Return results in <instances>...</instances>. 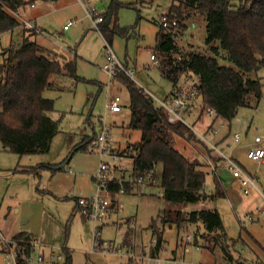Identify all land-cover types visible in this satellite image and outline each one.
I'll use <instances>...</instances> for the list:
<instances>
[{
  "label": "rangeland",
  "instance_id": "rangeland-1",
  "mask_svg": "<svg viewBox=\"0 0 264 264\" xmlns=\"http://www.w3.org/2000/svg\"><path fill=\"white\" fill-rule=\"evenodd\" d=\"M24 1L25 5L16 12L18 19L24 22L27 18H35L38 28L35 31V41L65 60H75L76 74L80 77L77 81L66 80L63 90L48 89L43 92L45 98L54 102V111L50 116L54 120L59 119V132L52 139L49 151L30 155L32 161L40 158V161H50L55 164L64 160L71 155V151L75 145H79L80 140L86 141L90 137L93 139L95 131L104 123L110 126L112 135L110 146L116 148L113 150L118 154L115 163L117 168L116 171L114 167L112 168L115 172L112 171L111 175L114 174L116 178L123 176L120 180H126L132 175V158L128 152L120 156L118 150L122 151L128 144L132 146L139 142L141 134L138 130L127 128L130 117L127 87L119 81V78L117 80L109 77L102 69L106 61V44L102 34L92 26L77 0H34L33 8L29 6L30 0ZM171 3L172 0H89L90 7H94L97 13L102 14L113 8L111 24L116 23L119 28L127 29V34L114 35L110 42L111 48L117 59L125 67L133 70L135 85L159 100L168 97L172 82L165 77L161 66L151 64L149 54L155 47V35L160 29L161 16L168 14ZM68 21L73 23L68 30H64L63 26ZM184 25L183 30H174L177 52L173 51L170 55L181 58L182 54L192 51L212 54L205 42L203 17L193 16L185 20ZM20 30L21 28H16L11 33H4L2 47L9 46L11 38L12 44L19 43ZM2 57L1 53L0 62ZM218 60L224 66L234 67L222 56H219ZM258 75L264 77V68L258 71ZM115 96L120 98L121 111L118 113H113L107 108V104ZM217 119L218 131H227L230 127V134H240L239 147L252 146L256 136H260L264 144L263 98L255 106L240 107L230 122L223 123L224 127L220 125L222 123L220 118ZM189 121L194 123L198 131H203V127L208 123L207 118L204 126L193 117H190ZM210 138L215 143V138L213 139L212 136ZM92 139L86 145L87 150ZM189 142L195 143L186 136H175V148L190 160H196ZM196 146L201 148L198 144ZM218 147L221 150L222 146L218 145ZM87 150L75 151L66 168L60 170L61 173L75 178L71 191L74 196L92 197L98 191L92 175L102 157L100 153ZM15 156L19 157L4 151L0 145L1 223L9 230L17 229L23 210L16 212L18 207L13 208V201L20 196L27 195L25 199L32 202L28 208L42 203L44 209L42 220H39L41 234L37 242L35 241L30 256H24L22 247L15 242L14 253L25 259L26 264H67V251L71 256L70 264H258L257 261L264 264V255L258 254L256 247H259L263 253L264 248L257 244L260 242L255 236H247L248 225L243 229L239 223L246 219L247 213L257 216V211L263 205L261 203L263 198L255 188L240 181L237 176H231L235 185L231 186L224 197L216 199L208 197L195 203L174 204L164 201L160 196L161 165L158 163L149 188L135 186L132 187V191L125 193H100L102 197L117 202L99 228L100 239L107 242L110 248L104 251L93 248L96 222L80 214L70 194L66 199L55 198L44 192L42 186L37 188L38 179L33 177L34 174L10 175L5 172L4 167L14 165ZM103 158L109 161L106 155ZM240 164L250 172L242 162ZM67 168L71 169V173L67 172ZM39 171L43 174L42 184L44 185L46 181L48 183L52 173L50 169L41 168ZM26 178L35 180L32 189L23 188L26 186ZM211 178L210 174L205 178L204 190L208 195L214 190ZM256 182L258 189L264 194V163L259 167ZM258 204L261 206L256 207ZM201 209H216L219 212L227 239V243L224 244L226 250L223 253L218 247L214 250L196 248L193 244L194 236L204 232L201 224H188L178 228L175 223L163 225L160 220L161 215L167 210L189 212ZM152 224L161 233L162 238V246L156 260L149 258L150 254L146 252L150 251V245H154L157 239ZM187 234L191 237L192 243L185 242L184 238ZM199 242L200 245L203 244V240L200 239ZM134 252L140 256L135 257ZM174 252L179 256L176 261L172 260ZM5 253L3 245L0 244V264H7ZM221 253L224 259L221 258ZM39 255L42 257L40 262L37 261ZM8 264H12L11 261Z\"/></svg>",
  "mask_w": 264,
  "mask_h": 264
},
{
  "label": "trees",
  "instance_id": "trees-1",
  "mask_svg": "<svg viewBox=\"0 0 264 264\" xmlns=\"http://www.w3.org/2000/svg\"><path fill=\"white\" fill-rule=\"evenodd\" d=\"M25 3L24 0H0V35L21 28L20 42L2 48L0 63V145L4 151L19 157L47 153L59 132V119L50 116L54 102L45 98L43 92L63 90L66 80L80 79L75 60H65L40 46L34 39L36 27H27L18 19L16 12ZM112 13L113 8L102 13L103 21L99 24L100 33L108 43L114 35L127 34V29L111 24ZM196 15L205 21V42L212 54L197 51L182 54L181 70L199 77L202 103L211 106L219 118L230 122L240 107L255 106L264 99V77L258 75L264 68V0H172L165 16L169 21L175 20L176 25L166 28L160 25L154 51L177 52L174 30H183L184 21ZM219 56L228 59L234 67L220 64ZM169 75L170 72L165 74L168 80ZM119 78L129 91L127 128L141 134L139 142L119 152L120 156L128 152L132 158L133 180L159 163V187L164 201L185 204L224 197L217 178L213 193L208 195L204 190L207 175L204 164L190 160L175 148V136L196 141L192 131L180 122H169L165 111L154 108L134 81L123 74ZM91 139H83L73 150L86 151ZM121 186L127 190L130 184H119L116 179L107 184L111 191H118ZM160 220L163 225L175 223L178 228L201 224L204 232L194 236L193 244L208 250L218 247L222 253L226 250V234L216 209L167 210ZM151 227L157 235L154 251H158L162 245L161 233L154 224ZM12 240L22 247L24 256H30L35 241L32 235L20 232ZM3 247L8 251L7 246ZM66 253L70 264V253ZM17 264H26L25 259L17 255Z\"/></svg>",
  "mask_w": 264,
  "mask_h": 264
},
{
  "label": "built area",
  "instance_id": "built-area-1",
  "mask_svg": "<svg viewBox=\"0 0 264 264\" xmlns=\"http://www.w3.org/2000/svg\"><path fill=\"white\" fill-rule=\"evenodd\" d=\"M77 1L83 7L86 16L91 21L92 26L100 32L99 24L103 21L102 14L97 13L94 7H90L89 0ZM72 23L73 21H68L63 26V29L67 30L69 26L72 25ZM24 24L27 27L35 28L33 22L26 21ZM160 25L164 28L171 27L176 25V21H169L165 15H162L160 19ZM105 44L106 61L103 64L102 69L109 75V77L114 79L118 80L120 74H123L134 81L133 70L125 67L123 63L117 59L110 43L105 40ZM1 51L2 48L0 45V52ZM149 59L151 64L161 66L165 74L170 72L169 78L172 82V89L165 100H159L145 92L143 88L139 87L146 94L147 100L154 106V108H162L165 111L167 120L169 122H180L192 131L196 141L194 144H191L190 142L189 144L195 148L204 166L212 175L217 177L218 168L223 166L234 177H239L240 181L242 180L246 184H249L252 188H255L259 191L254 176L248 173L232 157L227 156L222 150L219 149L217 144L211 140L210 136H214L217 132L212 123L219 116L211 106L202 103L199 91V77L181 70L182 65L179 63L180 58L172 57L170 53L160 54L159 52L153 50L149 54ZM119 81L122 82L120 78ZM119 101V96H115L114 99L111 100L109 104H107L108 110L111 112H119L121 109ZM190 117H193L195 121L207 118L211 120V123L208 125L205 131H198L195 128L194 123L189 121ZM110 131V126L104 123L98 127L95 137L90 142L87 150L89 152L100 153L102 157L93 176V179L98 186L97 194L92 197L78 198L76 202L80 214L86 219L96 222L93 248L104 251L109 250L110 248L107 242L100 239L99 228L100 225L103 224V219L110 212V201L107 198L102 197L100 193L105 192L108 189L107 184L112 180L111 170L113 167H115V163L118 158V154H116L113 148L110 146V141L112 139ZM233 140L234 142H237L239 140V136L235 134L233 136ZM260 142L261 139L256 137L254 144L246 150V157L256 163H261L264 160V147L260 144ZM195 144H198L201 148ZM207 151H210L211 156ZM105 155L109 158V161L103 158ZM213 157L217 158V161L214 160ZM153 172L154 167L146 172L145 175L136 178L135 181L132 180L130 184L133 185L135 182L137 184H143L149 179L151 181ZM119 191L123 192L122 186L120 187ZM261 196L263 197V206L257 211V217H255L253 214H248L247 220L251 221L255 218L264 219V195L261 194ZM184 240L188 244L191 242V237L187 234ZM0 244L8 247V251L5 253L7 264L10 261L12 264H17V256L16 253H14L15 241L8 240L0 234ZM37 261H42V257L40 255L37 257Z\"/></svg>",
  "mask_w": 264,
  "mask_h": 264
},
{
  "label": "crops",
  "instance_id": "crops-1",
  "mask_svg": "<svg viewBox=\"0 0 264 264\" xmlns=\"http://www.w3.org/2000/svg\"><path fill=\"white\" fill-rule=\"evenodd\" d=\"M29 6H30V8H33L35 6V3L34 2L33 3H30ZM26 21L27 22H33L34 25H35V27H36V29H38L37 26H36V23H35V18H27V20H24V22H26ZM2 40H3V34L0 35V45H1V48H3L2 47ZM12 42L13 41H12V38H11L10 39V44ZM1 52H0V54H1ZM125 64H127V63H125ZM120 111H121V109H120ZM113 113H118V112H113ZM220 120L222 121V123L219 122L220 125H221V127H224L225 126V125H223V123H225V124L228 123L224 119H221L220 118ZM207 121H208V123H207L206 126H204L205 119H201V120L197 121V122L201 123L200 125H203L204 126V127L202 126L203 127V131H205L206 128L208 127V125L211 123V120L207 119ZM217 121H218V119L214 120L213 123H212V125L217 130L216 134L214 136H212L213 139L215 138V143L217 144V146L218 145H221L222 146L221 150L227 156L232 157L239 164L242 162L246 167H248V170L251 173L248 172L245 168L244 169L248 173H250L251 175H253L254 178H255V180H257L258 179V173H259V167L264 163V160L261 163H256V162L248 159L246 157V150L249 147H251V145H242V146L239 147L238 145H239L240 140H241L240 134L239 133L230 134V127L227 128V131H225V130L218 131L217 124H216ZM235 134H237L239 136V140L237 142H234V140H233V136ZM82 135H88V134H82ZM256 137H259L261 139L260 144L264 147V144H262V140L263 139L260 136H256ZM81 139H82V137H81ZM80 142H81V140H80ZM130 145L131 144H128L126 147H129ZM75 146H77V145H75ZM75 146H74V148H75ZM189 146H190L191 150L195 153L196 160L199 161V162H201L203 164V162L201 161V158L197 154V151L195 150V148L192 147L190 144H189ZM126 147H125V149H127ZM113 149L115 150L116 148H113ZM125 149H123V150H125ZM118 151L121 152L120 150H118ZM74 152L75 151L72 150L70 156L64 158V160H62L60 162L57 161L55 164L53 162H50V161H43V160L40 161L39 160L40 158H36L35 161H34L35 162V165H33L34 162L32 161V158H31L30 155L29 156H25L24 155V156H20V157H16L15 156V163H14V165H12V167H4L3 169L5 170L6 173H8L10 175H19L20 173H24V174H31L32 173V174H34L33 177L34 178L37 177V179H38L37 188L39 186H42V188L44 189V192L48 193L49 195H51V196H53L55 198H61V199L63 198V199H66V198L69 197V194H70L71 197H73V199L75 201V204H76L77 199L78 198H82L83 196H81V195L80 196H74L72 194V192H71L72 189H73V187H74V184H75V181H74L75 178L72 175H66L64 173H61V171H60V170H63L64 168H66L65 166H67L69 164L70 159L72 157V154ZM37 166H40L39 169H41V168L50 169V171L52 172L51 175H50V177L48 178L49 179V182L48 183H47V181L45 182L46 185L45 184L44 185L42 184V180H43V176L42 175L43 174H41V171H39V169H37ZM97 168H96V170H97ZM116 168H117V165L114 167V170L115 171H116ZM155 169L157 170L156 165L154 166V172H153L152 176L155 175ZM96 170H95V172H96ZM114 170L112 169L111 172L114 171ZM204 170L207 172V174H210L211 177H212L211 179H212V183H213V189L215 187L214 179L217 178L220 187L224 191V196L227 195V192L231 189V186H234L235 185L234 179L231 178V176H233V175L229 171H227L223 166H220L218 168V170H217L218 176L217 177H215L214 175H212L209 172V170H207V168L205 166H204ZM67 172H70L71 173V169L70 168H67ZM93 176L94 175H92V177ZM152 176H151V178H152ZM27 177H29V176H27ZM117 177H118V175H117ZM122 177L123 176H121V178H116L114 176V174H113L112 180H115L116 179L119 184H122V183H125V182H129V184H130L131 181L133 180L131 178V176L129 178H127V179L125 178L126 180H124V179L123 180H120V179H122ZM152 180L153 179H151V181ZM151 181H150V179L147 180L145 183H143L145 185H140V184H135V183H133V185L130 184L129 189L126 190V189L123 188V192H120L119 190L118 191H111V190H108V189L105 192H109L111 194H113L114 192L125 193V192L132 191L133 190L132 187L135 188V186H143V187H148L149 188V185H150V182ZM34 183H35V180H30V179L26 178V181H25L26 186L23 187V188L26 189V190L32 189V186H33ZM257 187H258V185H257ZM258 192H259V194L260 193L263 194L260 191V189H259ZM17 194H18L17 196H19L20 192L17 193ZM261 194H260V196H261ZM26 196L25 195L23 197L20 196L21 198L19 197L18 199H16L15 201H13V208L18 207V208H16V212L18 211V213H19L20 209L23 210V215L19 218V220L21 222L19 223L17 229L16 228H13L12 230H9V228L7 226H5V225L3 226V224L0 221V224H1L0 225V234L4 238H6V239H9L10 240L17 233L25 232V233H28V234L32 235L34 237L35 241L37 242V238L41 234V225H39V220H42L41 218H42V214H43V211H44L43 204L42 203L41 204L38 203L39 205L34 204V207L33 208H28V207H30L28 205H31L32 202H29L27 199H25ZM160 196H162V193L160 194ZM84 198H87V197H84ZM21 199H23L24 201L21 200ZM109 201H110V205H111V209H110V211H111L114 208V206L117 205V202L116 201H113V200H109ZM261 203L263 204V201ZM257 206H261V205L258 204V205H256V207ZM75 208L78 210L77 204H76V207ZM34 211H35V214H34ZM248 214H250V213H247L246 214V219H243V221H240L239 222L240 223V227L243 228V229H245L246 225H248V232L249 233H247V236H255L260 243H257V241L254 239L255 242L258 245H260V246H262L264 248V219H262V218H255L254 220L249 221V220H247V215ZM37 218H39V219L37 220ZM35 241L33 242V245H35V243H36ZM226 241H227V239H226ZM154 244H155V242H154ZM150 246H151L150 251H146V250L145 251L150 254L149 258H151L152 260H156L157 257H158V252H159L160 249L158 251H154V245H150ZM196 248H202V247L196 246ZM256 251H257L258 254H260L262 256L264 255V253L262 252V250L259 247H256ZM133 254L137 258H138V256H140V255L136 254L135 252ZM221 258H223V259L225 258V257H223V254H222V257ZM177 259H179V256L177 255L176 252H174L173 253V256H172V260L173 261H176ZM256 263L263 264L262 262H259V261H257Z\"/></svg>",
  "mask_w": 264,
  "mask_h": 264
},
{
  "label": "bare ground",
  "instance_id": "bare-ground-1",
  "mask_svg": "<svg viewBox=\"0 0 264 264\" xmlns=\"http://www.w3.org/2000/svg\"><path fill=\"white\" fill-rule=\"evenodd\" d=\"M100 29V28H99Z\"/></svg>",
  "mask_w": 264,
  "mask_h": 264
}]
</instances>
